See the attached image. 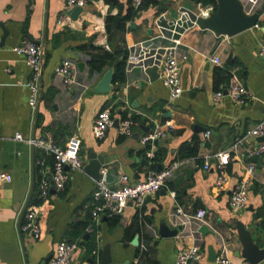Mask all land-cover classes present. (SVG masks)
Returning a JSON list of instances; mask_svg holds the SVG:
<instances>
[{"label": "crops", "instance_id": "crops-1", "mask_svg": "<svg viewBox=\"0 0 264 264\" xmlns=\"http://www.w3.org/2000/svg\"><path fill=\"white\" fill-rule=\"evenodd\" d=\"M158 1L139 10L121 30L116 26L131 6L130 0H89L69 27L57 23L65 0H0V173L7 174L0 180V264H48L63 240L80 241L72 264H89L96 258L102 264H131L137 256H141L142 264H174L178 251L194 242L203 256L193 264H215L214 253L217 257L224 248L231 264H253L247 258L248 245H256V253L264 251V154L258 160L251 159L249 151L261 139L246 135L264 121V58L259 54L264 38V0L255 6L242 0L249 15L259 9L263 12L254 27L234 35L187 23L181 44L187 54L181 62L185 91L178 99H170L169 89L160 78L153 81L145 72L134 70L126 71L125 81H113L110 92H96V85L111 68L91 69V53L102 47V40H107L110 50L124 48L156 36L157 23L178 19L182 7L196 14L201 11L200 3L192 0ZM214 8L213 12L218 0ZM108 15L122 17L117 24L114 21L111 33L106 28ZM25 38L40 43L45 57L36 130L37 107L29 104L27 85L32 71L24 56L15 51ZM156 42L168 44L165 39ZM214 54L221 56V65L211 60ZM64 59L74 61L79 71L78 83L70 92L54 72ZM231 72L240 76L249 91L245 103L229 97L214 102L213 92L226 88ZM106 105H113L115 119L123 118V112L140 117L134 121L130 136L121 135L113 124L104 139L95 137V117ZM154 130L167 134L158 141L144 142L143 138ZM207 131H211L209 136ZM47 132L61 146L78 143L85 165L93 153L103 155V168L113 176L112 181L121 174L141 180L150 170H158L159 164L164 168L179 164L166 185L149 196L142 209L129 202L115 220L103 215L97 233L90 234L86 227L92 219L97 180L85 168L69 170L63 191L51 190L46 201L39 198L40 181L51 180L53 157L30 140ZM17 133L24 139H17ZM193 143H198V155L179 158L180 148ZM151 149L154 158L148 154ZM228 149H232L227 166L229 181L218 190L215 155ZM206 159L211 162L208 169L204 166ZM40 160H44L43 165ZM250 162L256 166L249 201L245 209L235 213L230 208V195ZM34 182L29 206L39 207V239L19 228ZM178 208L188 215L203 208L207 222L192 221L177 235L163 236L162 230L178 228L173 216ZM136 219L139 225L132 227ZM203 224L211 232L202 233L199 229ZM257 264H264V259Z\"/></svg>", "mask_w": 264, "mask_h": 264}, {"label": "built area", "instance_id": "built-area-1", "mask_svg": "<svg viewBox=\"0 0 264 264\" xmlns=\"http://www.w3.org/2000/svg\"><path fill=\"white\" fill-rule=\"evenodd\" d=\"M144 0H130L135 8H139ZM260 0H247L249 4L255 6ZM89 0H65V5L59 13L57 23L61 27H69L73 23L72 12L77 6L85 7ZM201 11L197 16L209 17L214 11V5H203L200 3ZM195 21L191 20L190 15L186 11H182L178 19L170 23H163L160 20L157 23L158 34L148 40H143L131 45H127L128 56L126 61V71H132L139 67L145 72L148 68L156 66L159 72V78L169 89L170 99L176 100L184 93L182 84V66L181 62L186 60L187 54L181 50L182 35L187 27V23ZM159 39L168 41L167 45L156 42ZM101 46L110 50L107 40L101 41ZM15 51L24 56L27 65L31 68V79L27 85L30 88L29 104L35 109L40 98V78L43 71L44 50L40 43L32 39L25 38L22 43L15 47ZM259 54L264 58V38L259 44ZM211 60L221 65L223 63L219 54H214ZM55 77L60 81L66 91H71L78 83V66L70 60L64 59L55 67ZM249 91L242 82L240 76L231 72L229 82L225 89L213 92L212 100L214 102L221 101L224 97H229L236 103H245ZM115 121V112L113 105H106L97 113L92 129L97 139H104ZM135 122L131 116L121 118L119 121V133L123 136H130L133 133ZM166 131L154 130L148 133L144 138V142H153L156 139L166 136ZM211 131H207L209 136ZM247 136L262 138L259 144L249 151V156L264 154V121L258 123L255 127L249 129ZM16 138L23 140L21 133L16 134ZM30 142L44 149L48 155L53 157L51 180L43 178L39 183V198L46 201L51 190L63 191L69 180V170H84L85 162L78 152V143H71L68 146H61L57 143L54 135L47 132L40 138L31 139ZM231 150L218 152L215 157L218 160L217 178L215 187L221 190L229 181V173L227 166L231 160ZM234 150V149H233ZM150 158L155 157L153 149L149 151ZM39 164L43 165L44 160H40ZM178 162H174L167 168L158 170H150L146 177L141 180H131L127 174H121L115 181H108L109 171L102 169V178L96 181V186L92 195L91 203V222L86 227V231L90 234H96L98 224L103 215L108 217L118 216L123 213L129 202L135 207L142 209L149 196L156 194L162 189L167 180L172 176L174 170L178 167ZM211 165L210 159H206L204 166L208 169ZM256 164L250 162L245 174L237 182L232 189L230 195V208L235 213H240L248 204L250 184L255 172ZM5 172L0 173V180L6 179ZM175 223L187 224L192 221L198 223L207 222V211L199 208L195 214L188 215L183 208H178L173 214ZM22 229L29 231L34 238L41 237V225L39 221V207L30 205L24 215ZM80 248L79 240H63L56 246L52 258L48 264H72L75 253ZM203 256L201 247L197 242L185 244L177 253L174 264H193L199 261ZM89 264H102L101 260L92 259ZM131 264H142L141 256L133 259ZM215 264H231V260L226 249H222L221 253L216 257Z\"/></svg>", "mask_w": 264, "mask_h": 264}, {"label": "water", "instance_id": "water-1", "mask_svg": "<svg viewBox=\"0 0 264 264\" xmlns=\"http://www.w3.org/2000/svg\"><path fill=\"white\" fill-rule=\"evenodd\" d=\"M123 9V5L121 6V10ZM84 11V7L77 6L73 12L72 17L74 20H77L79 15ZM182 11L188 12V14L191 17V20L195 21L201 28H211L217 33H226L227 35H234L239 32H242L244 30H247L251 27H254L259 19V15L263 12L262 9L257 10L252 15H249L245 8L242 0H218V8L215 12H212L209 17H201L197 16L196 13H194L192 10H190L187 7H182ZM122 17L120 15H117L115 17V24H117L119 21H121ZM45 60V57H43ZM83 62L79 63L80 67H83ZM44 66V65H43ZM134 71L138 73H142V69L139 67L134 68ZM43 72V71H42ZM145 73L149 75L151 80H156L159 78V72L158 68L156 66L148 68ZM113 81H114V69L111 67L101 78V80L98 82V84L95 87V91L98 93H107L110 92L113 87ZM42 87H43V76L41 75L40 78V98L37 105L36 110V117H35V130L38 125L39 120V103L41 101L42 96ZM119 118H116L114 121L115 126H119ZM35 139V136L33 137ZM262 140V138H260ZM159 139H157L158 141ZM260 155H254L252 156V160H258ZM105 165V159L103 155H97L96 153H93L90 157V161L87 165H85L86 171H88L96 180H99L102 178L101 169ZM163 165L159 164L158 171H161L163 169ZM33 169H35V162L33 164ZM113 176L111 174H108V181H112ZM35 191V182L33 183L31 194L29 196V199L25 205L24 211L21 214L20 220H19V228L22 230V223L24 219L25 212L29 206V203L31 201V198L33 196V193ZM186 228V224H178V228L174 231H169L168 229L162 230L161 234L163 236H173L177 235L179 231H183ZM202 233H208L211 232L209 227L207 225H202L199 229ZM256 245H248L247 248V258L249 261L253 264H257L260 261L264 259V251L262 252H255ZM214 260L216 259V255L214 253Z\"/></svg>", "mask_w": 264, "mask_h": 264}, {"label": "trees", "instance_id": "trees-1", "mask_svg": "<svg viewBox=\"0 0 264 264\" xmlns=\"http://www.w3.org/2000/svg\"><path fill=\"white\" fill-rule=\"evenodd\" d=\"M196 3H201L203 5H215L217 6V0H192ZM160 1L158 0H144L143 4L139 8H135L132 4L129 7L127 13L123 16V20L116 26L118 29L123 30L127 21L131 20L139 10L143 9L146 6L157 5ZM115 16L108 15L106 19V28L109 33L112 32L114 25ZM92 59L90 60L92 71H101L105 67H114V83L123 82L126 78V61L128 56L127 46L124 48L108 50L104 47H97L95 51L91 53ZM224 73V71H222ZM227 73V72H226ZM229 76V75H228ZM123 118L127 117V113L123 112ZM140 117L133 115L132 119L134 121L138 120ZM198 155V143L193 144H184L179 150V158L186 157H196ZM116 216L113 217V219ZM115 220V219H114ZM138 221L135 220L132 223L133 226H138ZM92 246L89 248V252L92 253ZM93 258V257H92Z\"/></svg>", "mask_w": 264, "mask_h": 264}]
</instances>
